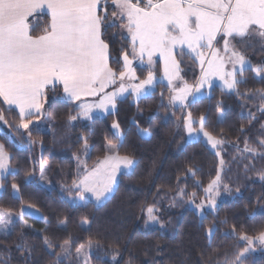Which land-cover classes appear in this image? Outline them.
<instances>
[{
	"label": "trees",
	"instance_id": "trees-1",
	"mask_svg": "<svg viewBox=\"0 0 264 264\" xmlns=\"http://www.w3.org/2000/svg\"><path fill=\"white\" fill-rule=\"evenodd\" d=\"M114 11L109 0V23L114 22ZM29 24L31 34L42 35L50 20L47 15H37L29 18ZM114 25L103 38L109 45L110 64L119 70L130 43ZM233 45L251 66L264 65L260 37L235 38ZM178 62L184 83L197 85L201 76L197 62L185 53ZM136 73L142 81L149 72L136 68ZM156 76H162L159 62ZM262 92L264 78L247 70L238 84L239 94L215 88L210 97L189 103L185 111L171 106L169 88L157 83L155 91L140 101L129 96L117 102L115 113L80 122L77 105L63 97L61 87L54 86L46 90L43 101L49 131L32 127L26 133L17 129L21 124L18 112L9 110L0 98V143L11 156L12 168L3 180L0 209L19 213L23 206H30L44 218L25 217L24 224L13 225L12 233L0 240V264H57L65 241L72 255L92 243V264H232L247 247L240 237H255L264 231V180H257L264 176ZM185 112L196 121L203 116L204 131L228 145L247 144L262 154L251 163H238L227 146L224 181L239 195L203 217L177 196L182 191L187 199L195 194V200H201L218 175L219 161L203 141H188ZM73 116L75 120L70 119ZM117 122L121 138L112 127ZM109 143L118 146V155L134 160L132 171L119 177L114 194L100 207L93 201L70 202L65 193L79 180L77 159L87 155L86 168L93 170L107 157ZM40 164L50 166L51 189L39 182ZM13 185L19 190L18 198L13 196ZM149 206H154L163 227L145 223ZM45 237L51 247L45 244ZM245 264H264V249Z\"/></svg>",
	"mask_w": 264,
	"mask_h": 264
},
{
	"label": "snow or ice",
	"instance_id": "snow-or-ice-1",
	"mask_svg": "<svg viewBox=\"0 0 264 264\" xmlns=\"http://www.w3.org/2000/svg\"><path fill=\"white\" fill-rule=\"evenodd\" d=\"M108 3L109 0H0V98L9 110L13 106L19 110L20 127L27 129L33 117L44 114L42 109L46 89L54 87L57 82L63 85L70 100L100 97L98 102L78 105L79 115L85 119H91L94 109L105 113L113 111L117 98L122 97L129 88L139 97L145 94L148 86H153L155 76L151 71L146 79L126 86V80L138 79L132 66L133 59H129L127 52L123 54L121 69L116 70L111 66L109 45L103 38L106 29L115 26L114 22L108 21ZM111 4L117 9L112 16L126 20L123 27L130 36L133 58H139L143 63L147 56L148 64L152 65V57L158 53L163 57L164 75L169 84L179 76L176 55L183 54L185 46L200 63L201 78L197 92L201 87L211 88L215 77L223 81L225 89L239 94L238 84L241 80L237 77H243L247 70L264 78V65L251 66L243 53L230 49L228 39L255 35L264 40V0H111ZM44 9L50 13V24L42 35H33L29 17ZM220 40L223 41L224 52H231L228 58L232 64L231 70H226L225 60L219 55L221 49L214 46V42ZM204 49L210 51V58L205 57ZM117 83L114 91H106ZM173 92L175 94L170 103L179 102L181 106L192 95L186 82L181 88H173ZM25 117L28 118L26 121ZM70 119L75 120L76 117ZM204 119L203 116L199 118L200 132L215 148L224 141L204 131ZM0 120H3L2 115ZM193 123L196 121L192 120L189 112L186 125L189 135L195 131ZM112 127L119 133L118 122L113 123ZM42 130L36 127V131ZM260 143L264 145V141ZM107 147L113 155L106 157L102 162L103 167L87 172L73 185L81 201L86 199L84 193L91 194L97 203L106 201L114 191L121 166L129 169L133 164L129 156L117 154V145L109 143ZM244 151L256 150L246 144ZM10 159L4 146L0 145V178L11 170ZM41 178H45L43 167ZM219 181L217 175L205 189L209 208H215V197L220 194ZM13 188L17 186L13 185ZM225 191H228L227 186ZM146 212V224L159 223L154 206L147 207ZM20 215L22 218L24 212ZM10 222L11 213L0 212V226L7 227ZM240 239L248 244L236 258L238 264H244L242 257L254 243L264 245V231L255 237L245 234ZM44 242L51 247L47 237Z\"/></svg>",
	"mask_w": 264,
	"mask_h": 264
},
{
	"label": "rangeland",
	"instance_id": "rangeland-1",
	"mask_svg": "<svg viewBox=\"0 0 264 264\" xmlns=\"http://www.w3.org/2000/svg\"><path fill=\"white\" fill-rule=\"evenodd\" d=\"M126 35L130 39V36H129V34L127 32H126ZM253 37L259 38V36H255V35ZM237 38H239V37H237ZM228 39H229V47H230V49L234 48L233 38H228ZM218 40H219V38H218ZM214 46L216 48H220L221 49L219 55H220V57H222L225 60L226 70H231L232 64L228 61V58L231 55V52L230 51L228 53H225L224 52V50H223V41L222 40H220L218 43L217 42H214ZM130 47L131 48H130V56H129V59H133V65L132 66L135 69V71H136V68H142L144 70H147L148 72L151 71L154 74V76H155V80H154L153 86H148L147 87V91L145 92V94H143V95H141L139 97H137L135 95V93L132 92L131 88H129V90L127 92H125L122 97H118V98L123 99V98L127 97L128 95H130L131 93H133V99H135L134 101L135 102H138L142 98L151 95L155 91V88H156L157 83H163L166 87H168L169 90H170V92H171V97H172L175 94L173 92V88H181V87L184 86V81H183V79L181 77L180 64H179V76L178 77H175L171 81V84H169L168 78L165 77V75H164V60H163V57H161L158 53L155 54V55H153L152 59H153L154 63L152 65H149L148 64V61H147V56H145L143 63H141V61L139 60V58H135V59L133 58V56H132V45ZM177 51L179 52V50H177ZM203 51H204L205 57L210 58V51L208 49H204ZM183 53H185L187 55H190L191 54L193 56V54L190 52V50L187 49L186 46L183 49ZM179 55L180 54H177V58H176L177 61H178ZM159 59H162L163 60V78L162 79H159L156 76V64H157V62H158ZM193 59L197 62L198 66L200 68V74H201V67H200L199 61L197 59H195V58H193ZM206 66L207 65H205V67ZM122 67H123V59H122ZM254 75H255V73H254ZM136 76H137V73H136ZM255 77L258 78V79L262 78V77H258L256 75H255ZM200 78H201V76H200ZM237 78L239 80H241V82L243 81V77L238 76ZM137 81H138V79L137 80H126L125 81V84L127 86L129 84L139 83ZM199 81H200V79H199ZM199 81H198L197 85H195V86H191V85H188L187 84L191 88L192 95H189L187 97V99L185 100L184 106H181L179 104V102L170 103V105L173 106V107H175V108L185 109V111H186L189 103H192V102L201 100V99L206 98V97H210L211 96V93H212V90L215 89V88H218L219 90H221L222 92L227 93V94H233V93L236 92V91H229V90L225 89L223 87V81H221V80H219V78H215V77L213 78L212 87L211 88H208L207 86L201 87V88H199V92H197L196 89L199 86ZM193 97H195V99ZM100 113L105 114V116H102V117H106V115H110L109 113L106 114L103 111H101ZM81 119L82 120H85V118H83L82 116H81ZM187 120H188V114L185 112L184 126H185V130H186V133H187L188 141L191 142V143L192 142L199 141V140L203 141V143H205L210 148V150L217 156L218 161H219L218 175L220 177V181H219V193L220 194L215 197V202H216L215 208H209V206H208L209 205L208 194L205 192V190H204V196H203V198L201 200H199V201L195 200V196L194 195H191L188 199L184 196V193H183V195H181V193H180L177 196L178 201L185 203L186 206L189 209L193 210L200 217H203L207 212H214L215 209L217 208V206L220 203H222L224 201H227L229 199H233L235 196H238L239 195L238 193L235 194L232 191V189L224 181V174L228 170V165L226 164L225 160L223 159L224 156H225V154L227 153V150H226L227 146L230 147L235 152V156H234L233 160L235 162H238V163H241V162L242 163H245V162L251 163L252 160H254L255 158H257L259 156H262V154H261L260 151H257L256 149H255L256 150L255 152H245L244 149H245V146L246 145L244 147H241L239 144H233V145H230L229 144L228 145L226 142H223L222 144L217 145L215 148H213L212 145L208 142L207 137H205L203 135V133L200 132V123H199V121H196V120L192 119L193 121H196V123H193V125H192V127H193V129L195 131L192 133V135H189V132H188V129H187V126H186L187 125ZM71 124H75V121H71ZM37 126H39L41 129H43L41 132H46V131H49V129H50V122L47 119V120H43L41 123H38V122L37 123H32V124L29 125V127L27 129L22 128L20 126L17 129L18 130H21V131H23V132L26 133L32 127H35L36 128ZM113 130H114L115 134L121 138V131H120V129H119V133H118L117 129H114L113 128ZM197 133H199V134H197ZM0 145H3V144L0 143ZM248 147L249 148H252L250 146H248ZM252 149H254V148H252ZM4 150H5V148H4ZM110 155H113V153L109 152V150H108L107 157L110 156ZM86 156L87 155H84V157H82L81 159H77V163H78V167H79V179L82 178V176L84 174H86L87 172H91L92 171V170H88L86 168ZM10 158H11V156H10ZM105 159H103L98 164V166L95 169L102 168L103 167L102 162ZM132 161H133V164H132L131 168H129V169H124L121 166V170L117 173V177H116L117 183L114 186V191L108 197L107 200H109L110 197L114 194V192L116 190V187L118 185L119 177L121 175H127V174H129L132 171V169L134 167V164H135L134 160H132ZM221 161H223V163H221ZM9 166H10V169L11 170L8 173H6L3 176V178H0V195L2 194V192L4 190L3 180L6 179L9 174L12 173V168H11V165H10V161H9ZM42 167H43V174H44V177L45 178H41V168ZM49 172H50V166H49V164H40V166H39V173H38L39 182H40V184L43 187L48 188V189H51V184L49 182ZM257 180L262 181L264 179H262V176H260V177L257 178ZM78 182H79V180L76 183H78ZM225 186H227L228 191H225ZM65 194H66V198L70 202L77 203V204H85L88 201H93L98 207H100L101 205H103L107 201L106 200V201H103L102 203H97L95 201V199L93 197H91V194H89V193H84V196H85L86 199L84 201H81L80 198H79V195L77 194V191L74 190L73 188L69 189ZM13 196L16 197V198L19 197V190H18V188H16V189L13 188ZM198 205H202V207H197ZM22 211L24 212V215L21 218L20 213ZM0 212L11 213V222L7 224V227L0 226V240L1 239H4V238H7L12 233V229H13V225L14 224H17V223L24 224L25 217L35 218V219H39V220H43L44 219L43 216H42V214L37 209H35L33 207H30V206H23L22 209H21V211L19 213H13V212L6 211V210H3V209H0ZM154 214L156 215L155 209H154ZM146 216H147V212H146ZM4 218L5 219H8L7 216H5ZM87 225H88L87 223H84V226L85 227ZM148 225L149 226H152V227H163V225L161 224L160 221H159V223L149 222ZM5 233H7V235H5ZM241 241H242V243H244L248 247V244H247L246 241H244V240H241ZM64 249H66V251ZM263 249H264V245H260L258 242L257 243H254L253 246H252V248L250 249V251L247 252V253H245L244 257H242V259L244 261V264H245V261L250 256L255 255L256 253L260 252ZM79 250L80 251H77L74 255H72L70 244H68V243L65 244L63 246L62 254L57 259V261H58L57 264L60 263V262H64V263H67V264H92L91 263V256L94 253V245L92 243H89V244H87V245L82 246L81 248H79ZM232 264H238V261L236 260Z\"/></svg>",
	"mask_w": 264,
	"mask_h": 264
},
{
	"label": "crops",
	"instance_id": "crops-1",
	"mask_svg": "<svg viewBox=\"0 0 264 264\" xmlns=\"http://www.w3.org/2000/svg\"><path fill=\"white\" fill-rule=\"evenodd\" d=\"M114 8H115V7H114ZM115 9H116V8H115ZM116 11H117V9H116ZM37 15H47V16L49 17V20L51 21L50 13L48 12L47 9H44V10H42V11H37V12H35L32 16H30L29 18L34 17V16H37ZM114 23L120 27V31H121L122 36H123L125 39H127V40L129 41L130 46H131L130 39H129V37H127V35H126L127 30H126V28L123 27V24L126 23V20H122L119 16H116V17H114ZM130 48H131V47H130ZM178 53H179V52H178ZM129 56H130V50H129ZM189 56H190L191 58H194L191 54H190ZM176 58H177V55H176ZM158 62L160 63V66H161V73H162V76H161V78H159V79H162V78H163V60H162V59H159ZM158 62H157V63H158ZM156 66H157V64H156ZM137 82H140L139 78H138V81H137ZM55 86H59V87L62 88V91H63V97H64L67 101H70V102L75 103V104L77 105V108H78L79 112H80V109H79L78 105H79L80 103H82V102L95 103V102H98V100L100 99V97H82L81 100H70V99L68 98L67 94L64 92V90H63V85H62V84H59V83L57 82V83L55 84ZM52 87H53V86H49V88H52ZM116 87H118V84H117V85H114V86H110L109 88L106 89V91H108V92L114 91ZM49 88H48V89H49ZM46 90H47V89H46ZM129 96H132V98H133V93H131V94L128 95L127 97H129ZM127 97H125V98H127ZM125 98H123V99H125ZM123 99L117 98V100H116V107H115V109H114L113 111L109 112V114H113V113H115L116 108H117V102L120 101V100H123ZM134 100H135V99H133V101H134ZM12 108L15 109V110L19 113V110H18L17 108H15V106H13ZM42 111H43V109H42ZM100 112H101L100 110L94 109L93 112H92V114H91V119H93L94 117H102V116H105V114L100 113ZM106 114H108V113H106ZM106 116H107V115H106ZM20 118H21V117H20ZM27 119H28L27 117L24 118L25 121H26ZM91 119H85V120H82L80 115H78V118H77V120L80 121V122L90 121ZM43 120H47V118H43V115L38 116V117H33V118H32V121H33L32 123H37V122H38V123H41Z\"/></svg>",
	"mask_w": 264,
	"mask_h": 264
}]
</instances>
